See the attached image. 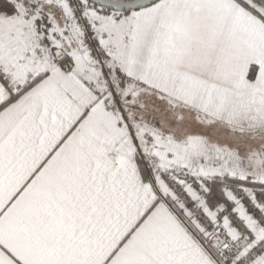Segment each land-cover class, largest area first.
<instances>
[{"label":"snow or ice","instance_id":"obj_1","mask_svg":"<svg viewBox=\"0 0 264 264\" xmlns=\"http://www.w3.org/2000/svg\"><path fill=\"white\" fill-rule=\"evenodd\" d=\"M0 264H264V0H0Z\"/></svg>","mask_w":264,"mask_h":264}]
</instances>
